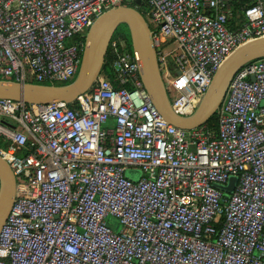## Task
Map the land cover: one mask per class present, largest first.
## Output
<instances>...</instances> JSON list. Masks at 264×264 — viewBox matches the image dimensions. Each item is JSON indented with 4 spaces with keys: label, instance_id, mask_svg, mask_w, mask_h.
<instances>
[{
    "label": "built area",
    "instance_id": "1",
    "mask_svg": "<svg viewBox=\"0 0 264 264\" xmlns=\"http://www.w3.org/2000/svg\"><path fill=\"white\" fill-rule=\"evenodd\" d=\"M120 2L0 0V79H70L84 31ZM145 2L179 115L235 47L264 35V0ZM107 47L112 77L101 67L73 104L0 97V157L15 183L0 264H264V56L233 72L213 130L169 123L134 52L117 37ZM230 176L225 193L216 184Z\"/></svg>",
    "mask_w": 264,
    "mask_h": 264
},
{
    "label": "water",
    "instance_id": "2",
    "mask_svg": "<svg viewBox=\"0 0 264 264\" xmlns=\"http://www.w3.org/2000/svg\"><path fill=\"white\" fill-rule=\"evenodd\" d=\"M135 3L139 4V0H135ZM121 22L127 27L130 47L138 62V73L150 99L169 123L181 128H191L205 122L216 112L236 68L246 61L264 56V35L235 47L213 72L194 111L190 115H179L171 109L164 90L155 55L157 48L152 45L147 21L135 6L121 4L103 10L88 26L84 33L78 68L71 81L54 84L0 79V97L26 102L73 101L77 94L87 90L95 80L102 67L108 40L116 25ZM120 43L124 45V39ZM234 180V176L228 178L223 186L224 191L231 190ZM14 190L12 172L0 157V225L13 200Z\"/></svg>",
    "mask_w": 264,
    "mask_h": 264
},
{
    "label": "trees",
    "instance_id": "3",
    "mask_svg": "<svg viewBox=\"0 0 264 264\" xmlns=\"http://www.w3.org/2000/svg\"><path fill=\"white\" fill-rule=\"evenodd\" d=\"M130 5V6H135L137 8V10L143 15V17L145 18V20L148 23L149 27H152L147 15H146V10L148 8L145 0H139V4L136 5L135 0H130V2L126 1V0H121L120 5ZM242 3H237L236 1L233 2V12L236 16V20L238 21V23L242 20V13L239 9V5ZM235 25H230V27L234 28ZM118 38V39H124L125 44L123 45L124 49H127L129 51H131V47H130V43H129V34H128V30L127 27L124 23H118L116 25V27L114 28L112 34H111V38ZM84 35L82 36V41H83ZM111 59L112 56L110 55L109 51H108V47L105 50V54L103 57V63H102V69L105 72V74H107L110 78L112 77V67L110 66L111 63ZM77 71V70H76ZM75 75V74H74ZM74 75L68 79V80H63V81H44L42 83H54V84H63V83H67L69 81H71L74 77ZM31 82H35L34 80H30ZM39 83V82H38ZM70 104H73V101L70 102ZM207 126L213 130L216 129V118H215V113H213L212 115H210L208 117V119L205 121ZM0 144H2V142H0Z\"/></svg>",
    "mask_w": 264,
    "mask_h": 264
},
{
    "label": "rangeland",
    "instance_id": "4",
    "mask_svg": "<svg viewBox=\"0 0 264 264\" xmlns=\"http://www.w3.org/2000/svg\"><path fill=\"white\" fill-rule=\"evenodd\" d=\"M126 1H128V2H130V0H126ZM86 31V30H85ZM84 31V32H85ZM110 66H111V63H110ZM169 98V97H168ZM110 121L112 120L111 118L109 119ZM124 173H125V175H127L129 178H131V179H135V178H137V176L139 175V168H137V167H131V166H128V167H126L125 169H124ZM216 186L217 187H220V188H222V190L224 191V189H223V184H216ZM225 193L227 192V191H224ZM111 219V220H110ZM108 224H111V225H114L113 227H115V228H117V222L115 221V220H113V218H111V217H109L108 218Z\"/></svg>",
    "mask_w": 264,
    "mask_h": 264
}]
</instances>
